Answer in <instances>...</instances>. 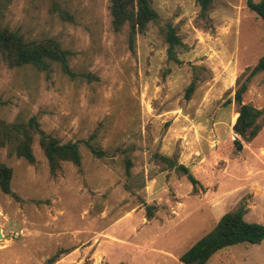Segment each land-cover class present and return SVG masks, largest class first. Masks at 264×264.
Instances as JSON below:
<instances>
[{
  "label": "rangeland",
  "instance_id": "374dc122",
  "mask_svg": "<svg viewBox=\"0 0 264 264\" xmlns=\"http://www.w3.org/2000/svg\"><path fill=\"white\" fill-rule=\"evenodd\" d=\"M153 6L159 20L132 47L129 25L113 28L110 0H0V24L56 39L76 73L0 57V119L36 116L61 142L80 141L82 153L80 165L63 161L53 174L38 135L34 163L1 148L14 195L0 189V264H183L228 211L244 206L245 218L264 224V125L242 150L234 143L237 80L264 55V19L247 0H215L209 21L197 0ZM169 22L183 43L179 61L169 59ZM243 100L264 111V70ZM158 154L187 165L196 187ZM206 264H264V240Z\"/></svg>",
  "mask_w": 264,
  "mask_h": 264
},
{
  "label": "trees",
  "instance_id": "16d2710c",
  "mask_svg": "<svg viewBox=\"0 0 264 264\" xmlns=\"http://www.w3.org/2000/svg\"><path fill=\"white\" fill-rule=\"evenodd\" d=\"M200 5L202 19L210 20V11L215 0H197ZM249 9L264 19V0H247ZM67 12V11H64ZM110 12L112 25L115 31H121L126 25L130 27V44L134 47L136 35L144 33L150 22L159 20V13L153 6V0H110ZM166 41L169 43V59L179 61L177 47L182 45L180 35L172 23H167L165 31ZM71 51L64 49L59 41L52 37L39 40H29L13 30L9 26L0 24V57L10 66H23L30 64L39 70L51 71L54 63H59L62 69L75 76L69 64ZM264 70V55L258 63L239 76L235 99L240 104L239 115L234 124V130L238 137L234 140L237 151L244 147V141L253 140L264 125V111L243 100L248 90L249 82L258 73ZM196 82L193 81L187 88L186 96L191 97ZM0 99V106L2 105ZM39 136V142L49 161L51 172L55 174L63 161H72L77 165L82 163L80 141L61 142L55 136L46 133L41 127L36 116H32L26 123H6L0 119V150L9 146L19 157H23L30 163L36 160L33 143L35 136ZM87 145L98 156L105 153L98 150L89 141ZM169 167L187 175L194 187L199 182L190 168L177 158L167 155H157ZM127 173L130 174L131 159L126 160ZM13 169L1 159L0 153V189L7 194H13L12 190ZM154 205L147 204L148 215L154 214ZM246 209L240 206L235 210L226 212L218 223L198 241H196L180 257L183 264H206L218 251L239 243H260L264 240V224L257 221H248L245 218Z\"/></svg>",
  "mask_w": 264,
  "mask_h": 264
},
{
  "label": "crops",
  "instance_id": "0c3cea01",
  "mask_svg": "<svg viewBox=\"0 0 264 264\" xmlns=\"http://www.w3.org/2000/svg\"><path fill=\"white\" fill-rule=\"evenodd\" d=\"M247 219V218H246ZM248 221H257V222H261L262 223V221L261 220H258V219H255V220H251V219H247Z\"/></svg>",
  "mask_w": 264,
  "mask_h": 264
},
{
  "label": "water",
  "instance_id": "95a60500",
  "mask_svg": "<svg viewBox=\"0 0 264 264\" xmlns=\"http://www.w3.org/2000/svg\"><path fill=\"white\" fill-rule=\"evenodd\" d=\"M0 237H2V233H1V231H0ZM192 264H196V262H193Z\"/></svg>",
  "mask_w": 264,
  "mask_h": 264
}]
</instances>
